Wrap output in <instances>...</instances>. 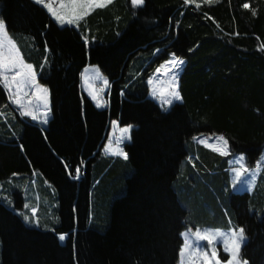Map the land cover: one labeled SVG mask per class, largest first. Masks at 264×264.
<instances>
[{
  "label": "trees",
  "instance_id": "trees-1",
  "mask_svg": "<svg viewBox=\"0 0 264 264\" xmlns=\"http://www.w3.org/2000/svg\"><path fill=\"white\" fill-rule=\"evenodd\" d=\"M191 1L114 0L75 29L32 0H0L50 115L45 129L22 117L0 82V264H179L187 229L229 230L226 218L244 230L239 259L264 264V199L224 190L231 157L250 171L264 151V0ZM170 56L182 100L162 112L146 81ZM87 66L108 81L104 110L82 92ZM112 122L132 128L127 159L101 154ZM204 136H223L229 155L197 149Z\"/></svg>",
  "mask_w": 264,
  "mask_h": 264
},
{
  "label": "rangeland",
  "instance_id": "rangeland-1",
  "mask_svg": "<svg viewBox=\"0 0 264 264\" xmlns=\"http://www.w3.org/2000/svg\"><path fill=\"white\" fill-rule=\"evenodd\" d=\"M36 4L42 6L48 14H50V17L54 23H56L59 27H73L77 29L78 24L85 19L86 16L91 14L95 9L103 8V7H95V3L102 2V0H75V3L77 5H87L90 2L92 3V8L89 10L86 7H76L73 8V0H42L41 3H38L37 0H32ZM114 0H112L113 2ZM193 1H200V0H193ZM206 2H210L212 0H202ZM191 4L193 3L191 0H189ZM45 4H48L52 7V10L56 12L57 15L62 16L64 18H71L74 19L75 16L82 15L85 11H88L87 15H83L82 19L75 20L74 22L69 23H61L58 22V20L52 15V12L49 11L48 7H45ZM61 4L66 5V7H61ZM108 5V4H107ZM5 28L3 31H0V43H5ZM7 35V34H6ZM8 40L9 37L7 35ZM16 46V45H15ZM17 49V47H16ZM7 50V49H6ZM18 50V49H17ZM20 57L21 54L19 53ZM173 59H176L178 61H181L174 56H170L167 61H165L163 64H161L159 67H157L148 77L146 84L149 89L148 98L152 100L154 103L158 105V107L162 110V112H167L169 109L176 103H180V101H176L173 99V103L171 106H167V110H164V107H162L161 104V96L160 92H164V99L170 98L168 96V93H170L173 89L170 87V85H176V91H178V79L179 75L182 71L183 63H178L176 67H173L170 61ZM14 71H19V69H15ZM99 73V76L97 77L96 73ZM33 74L35 76V80L33 81L31 79V76H29L27 80V84L24 85L21 88L20 92V102L21 104L18 105L14 102V98L16 95V86L15 84L12 87V91L10 92L8 88H6L3 84L2 78H0V82L4 86L5 90L7 91L9 95V99L12 103V105L15 107V109L19 112V114L22 117H25L29 120H32L36 123L44 124L43 122V116L44 113L47 112V118L49 117V97H48V90L46 88H43L38 85L37 83V76L33 70ZM13 72H9V80L12 79ZM19 77H17V81H19ZM152 81V83H149V81ZM105 81L107 79L100 73L97 67L94 66H87L81 75V89L84 95L92 102V104L98 109V110H104L107 107L105 96L109 89V84L107 81V84H105ZM44 91H41V90ZM156 90V95H153V91ZM179 92V91H178ZM93 96L96 97V99H93ZM97 101L100 102L101 106L97 107ZM45 104H47V108H45ZM22 105V107H21ZM24 111H28L38 117V119L33 120L31 115L25 116L22 113ZM130 128V131L127 134L121 133L120 129H123L118 126L116 122H112L110 124V127L108 129L107 137L103 146V149L101 151L102 156L104 157H116L119 159H125L124 157L120 155H113L110 154L108 151H106V147L110 146L112 148H120L123 150V145L126 143H129L130 141V133L132 128ZM216 136H204V137H198L193 140V143L195 146H197V149L206 151L209 154H215L220 158L227 157L229 155L228 146L226 149V154L222 155L221 151H214L213 147L224 150L223 144L221 142H217ZM200 140H207L211 147L205 146L204 143H200ZM111 141V144H110ZM118 141H120L118 143ZM124 151V150H123ZM199 160V155L197 156ZM196 166V158L189 157V159L182 165L181 168V176H186L188 174L189 169H195ZM227 176H228V183L226 184L227 189H224L226 194L231 195H242V194H248L252 199H255L257 201L260 200V198L264 199V180L261 181V179H258L259 177L264 176V151L262 152L259 162L257 164V167L254 171H252L250 174H248V170L244 167V156L242 154H237L228 161L227 163ZM240 172V176H236V172ZM199 172V171H198ZM197 174L199 175V173ZM80 174V173H79ZM264 179V177L262 178ZM190 180V179H189ZM260 180V182H259ZM259 182V183H258ZM37 186V181L35 182ZM41 184V183H40ZM192 187L195 188L196 184L191 183ZM263 187V188H262ZM44 187L39 186V192L42 196H44L45 192L42 191ZM41 190V191H40ZM44 193V194H43ZM28 197V192L26 193ZM262 196V197H261ZM25 198V208H24V214L26 224L29 226L34 225V227L37 226L38 221V214H37V208L33 207L30 203V201ZM42 199V197H41ZM44 201V199H43ZM45 202V201H44ZM42 204V202H40ZM264 206V204H262ZM36 208V209H35ZM33 209H35V214H33ZM45 218L46 215H41V218ZM226 221H228L229 230L225 229H215V228H204L201 226H196V228H190L187 229L183 235V246L181 248V252L179 255V264H205L206 260L210 262V264H217V260H219V264H227V262L231 259L230 252H235V245L232 243V236L231 234L234 231H238L239 229L235 228L233 222L226 218ZM189 226L196 225L197 222H192V219L190 221ZM196 230H201V235H203L205 232H215L217 230L223 232L225 234L222 238H217L213 245H208L206 240H200L201 248L197 252L195 248L190 249L186 245V239L185 237L188 236L191 240L195 241L197 238L193 235ZM244 236V234H243ZM65 239V238H64ZM228 239V249H226V245L224 244L223 240ZM246 238L244 236V241L240 245L239 252L241 250V247L245 243ZM61 241V243H63ZM213 251H215L216 256L213 258ZM240 264H244L240 260Z\"/></svg>",
  "mask_w": 264,
  "mask_h": 264
},
{
  "label": "snow or ice",
  "instance_id": "snow-or-ice-1",
  "mask_svg": "<svg viewBox=\"0 0 264 264\" xmlns=\"http://www.w3.org/2000/svg\"><path fill=\"white\" fill-rule=\"evenodd\" d=\"M38 3H41L42 0H37ZM112 2V0H102V2H97L95 3V7H105L107 6V4H110ZM187 2V0H186ZM131 3L133 5V7H137V6H142L144 3V0H131ZM73 8L75 9L76 7H86L87 9H91L92 8V3L90 2L87 5H77L75 3V0H73ZM45 7L49 8V11L52 12V15L58 20V22L61 23H73L74 19L75 20H79L83 18V15H87L88 11H85L82 15L80 16H75L74 19L71 18H64L62 16H59L56 14V12H54L52 10V7L48 4H45ZM61 7H66V5L61 4ZM245 7H248V5L246 4ZM4 24L2 21H0V31L4 30ZM5 43H0V78H2L3 84L6 88L9 89V91H12V87L15 84L16 86V95L14 98V102L17 103L18 105L21 104L20 102V92H21V88L27 84V80L29 78V76H31V79L34 81L35 80V76L33 74V68L31 64H27L24 62L23 58L20 57L19 55V51L16 49L15 44L11 41L8 40L7 35L5 33ZM7 49V50H6ZM170 63L172 64L173 67H176L178 65V63H183V61H178L176 59H173L172 61H170ZM19 69V71H14L15 69ZM9 72H13L12 75V79L11 81L9 80V76L8 73ZM97 77L99 76V73H96ZM17 77H19V81H17ZM149 83H152V81L150 80ZM105 84H107V81H105ZM170 87H172V91L170 93H168V96L170 98L168 99H164V92H160V96H161V104L162 107H164V110H167V106H171L173 103V99L176 101H180L182 100V97L180 95V93L178 91H176V85H170ZM41 91H44L43 89ZM153 95H156V90L153 91ZM93 99L95 100L96 97L93 96ZM101 104L99 101H97V107H100ZM22 107V105H21ZM45 108H47V104H45L44 106ZM25 116L31 115L33 120L38 119V117L28 111H24L22 113ZM43 122L46 123L47 122V112L44 113L43 116ZM121 133L123 134H127L130 131V128H123L120 129ZM217 142H221L223 144V149L224 150H220L217 149L215 147H213L214 151H221V154L224 155L226 154V149L228 146V141L223 137V136H219L216 138ZM120 141H118L119 143ZM200 143H204L205 146L211 147L212 145H210L208 143L207 140H200ZM111 144V141H110ZM106 151H108L110 154L113 155H120L122 157H124L125 159H127V155L126 153L120 149V148H112L110 146L106 147ZM80 172V169H76V174L78 175ZM236 176L239 177L240 176V172L237 171L236 172ZM33 214H35V209H33ZM243 229H239L238 231H234L231 236H232V243L235 245V252H230L231 255V259L227 262V264H240V259H239V248L240 245L243 243L244 241V236H243ZM197 239L195 241L191 240L188 236L185 237L186 239V245L192 249L195 248V250L198 252L199 249L201 248V244H200V240H206L208 245H213L214 242L216 241L217 238H222L225 236V234L219 230L215 231V232H205L203 235H201V230H196V232L193 234ZM64 235H60L59 239L61 241L64 240ZM224 244L226 245V249L225 250H229L227 245H228V239H224L223 240ZM216 253L215 251H213V258H215ZM205 264H210V262L208 260H206ZM217 264H219V260H217ZM244 264H247V262L245 261Z\"/></svg>",
  "mask_w": 264,
  "mask_h": 264
},
{
  "label": "crops",
  "instance_id": "crops-1",
  "mask_svg": "<svg viewBox=\"0 0 264 264\" xmlns=\"http://www.w3.org/2000/svg\"><path fill=\"white\" fill-rule=\"evenodd\" d=\"M50 15V14H49ZM49 120H50V115H49V117L47 118V122L46 123H44V124H41L40 122L39 123H36V122H34V121H32L33 123H35V124H37V125H39L41 128H43V129H45L46 127H47V124H48V122H49ZM255 169H253V170H250V171H247L248 172V174H250L252 171H254ZM204 228H206V227H204Z\"/></svg>",
  "mask_w": 264,
  "mask_h": 264
}]
</instances>
